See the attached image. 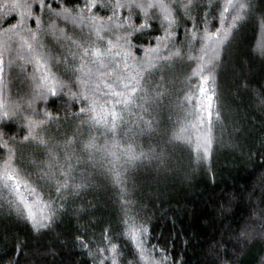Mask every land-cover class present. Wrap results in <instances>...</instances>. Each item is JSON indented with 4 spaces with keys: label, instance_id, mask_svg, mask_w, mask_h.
Segmentation results:
<instances>
[{
    "label": "snow or ice",
    "instance_id": "obj_1",
    "mask_svg": "<svg viewBox=\"0 0 264 264\" xmlns=\"http://www.w3.org/2000/svg\"><path fill=\"white\" fill-rule=\"evenodd\" d=\"M55 5V7L53 6ZM250 0H5L0 3L3 20L0 22V83L16 71L30 84L28 104L31 115L22 116L21 103L8 100L0 105V199L25 219L34 231L51 227L58 215L65 212L70 197H75L88 182V175L79 171L82 163H89L100 174L110 176L121 186L124 172L144 161L166 159L165 153L154 148L137 149L129 143L118 148L117 130L126 125L125 114L139 109L142 115L133 125L140 131H150L165 108L163 101L170 96L168 72L172 58H184L195 64L190 81L198 79L195 91L184 96L185 101L195 99V108L187 121L197 130L196 151L207 158L212 146V102L214 95L206 85L215 82L222 50L230 43L234 30L252 10ZM203 12V16H201ZM106 17V19H105ZM179 17V19H177ZM183 20L184 27H179ZM216 21V24H213ZM35 25L34 27L30 25ZM155 25V27H153ZM85 27L88 29L84 31ZM214 28V30H212ZM115 29L114 38L105 35ZM162 33V35L160 34ZM183 33L180 46L173 43ZM141 36H153L155 46L145 47ZM172 45L174 51L168 50ZM199 45V47H197ZM188 51L185 52L184 49ZM162 50L167 55H162ZM144 53L137 57L135 52ZM264 55V44L260 46ZM9 59L5 62L3 53ZM7 64V67H6ZM157 73L159 78L155 80ZM75 89V90H73ZM67 95V102L76 104L78 127L108 134L104 144L90 134L80 138L79 148L72 147V138L63 146L46 138L47 124L56 117L48 110L49 102ZM43 101L44 107H34ZM264 103V101H262ZM205 114L209 122L205 125ZM219 114L217 113V116ZM17 131L13 132V129ZM20 129L26 131L24 141H35L45 160L27 164L16 147ZM174 134V139L190 138ZM11 133V134H10ZM34 169V170H30ZM80 182L77 183V178ZM39 207L40 212L33 211ZM241 235H244L242 232ZM85 238L78 236L76 243L88 251L93 264H176L169 260L164 249L151 244L150 228L138 215L125 211L117 229H104ZM124 238L131 242L118 247L114 240ZM91 245H95L91 248ZM103 245V246H101ZM159 255H153L155 252ZM131 260H124V254ZM18 255V253H17ZM19 264L18 258L0 254V262Z\"/></svg>",
    "mask_w": 264,
    "mask_h": 264
},
{
    "label": "trees",
    "instance_id": "obj_2",
    "mask_svg": "<svg viewBox=\"0 0 264 264\" xmlns=\"http://www.w3.org/2000/svg\"><path fill=\"white\" fill-rule=\"evenodd\" d=\"M202 2L207 4L210 0ZM250 2L253 5L250 14L237 25L230 43L221 52L215 82L208 83L214 95L208 157L205 159L200 153L198 158L197 130L187 124L186 117L181 119L186 106L184 96L197 91L198 79H187L195 64L186 57H173L166 85L170 96L163 101L165 108L152 129L140 131L133 125L136 121L140 128L144 127L139 123L140 116L152 119L133 109L125 114L127 124L117 130L118 148L114 149L119 155V149L131 143L137 151L162 150L166 155L164 163L144 161L127 169L124 191L110 176L82 163L79 171L88 175L86 186L69 198L65 212L58 215L50 228L39 232L0 199V254L18 258L19 264H93L76 238L83 236L87 241L93 233L96 234L93 239L100 237L109 226L117 229L123 213L128 211L130 216L143 218L150 228L151 244L166 250L169 260L176 264H264V55L260 51L264 44V0ZM2 13L0 9V22ZM179 27H184L183 20ZM84 31L88 29L85 27ZM115 32L113 29L107 35L101 33L104 46ZM182 39L183 33L173 42L176 47ZM140 42L145 47L155 46L153 36H141ZM167 47L174 51L171 44ZM167 54L162 50V55ZM135 55L139 58L144 53L137 51ZM3 58L7 62V52ZM17 72H10L0 83V105L8 100L21 103L22 98L25 102L21 103V115H31L26 103L31 86ZM158 78L159 73L153 83ZM67 99L65 94L48 104V110L56 118L47 124L44 135L52 138L54 148L55 144L62 147L66 139L72 138V147L78 149V139H86L90 131L99 137L98 144L110 139L108 134L100 135L102 128L98 132L89 130L87 125L78 127L83 118L76 115V104L65 103ZM189 101L195 104V99ZM34 107L43 108L44 102L37 101ZM204 119L202 127L209 122L206 114ZM184 122L185 137L190 140L174 139ZM19 131L16 147L22 159L29 165L45 160L35 141H24L27 133ZM76 182H80L79 177ZM33 211L39 214L40 208ZM113 242L121 248L126 243L131 247V242L124 238ZM153 255L158 256L159 252ZM131 259L124 254V260ZM0 264H7V259Z\"/></svg>",
    "mask_w": 264,
    "mask_h": 264
},
{
    "label": "rangeland",
    "instance_id": "obj_3",
    "mask_svg": "<svg viewBox=\"0 0 264 264\" xmlns=\"http://www.w3.org/2000/svg\"><path fill=\"white\" fill-rule=\"evenodd\" d=\"M206 87L208 88L209 91H211V90H210V85H209V84H207ZM192 93H193V92H192ZM192 93H191V94H192ZM191 94H190V95H191ZM195 95H196V96H199L198 88H197V91H196ZM185 102H186V106L183 107V109H182V116H181V119H184V117H186L185 119H186L187 121H190V120H189V117L192 118V119H193V117H192L189 113L192 112V110L195 108V104H193V102H191V101H185ZM187 124H188V123H187ZM185 125H186V122H184L183 125H180V126H179V129H178V131H177L176 134H180V129H181V127L183 126L184 129H185L184 132H183V136H185V133H186V130H187V127H185ZM197 154H198V153H197Z\"/></svg>",
    "mask_w": 264,
    "mask_h": 264
}]
</instances>
